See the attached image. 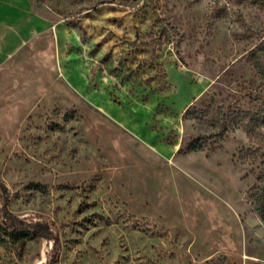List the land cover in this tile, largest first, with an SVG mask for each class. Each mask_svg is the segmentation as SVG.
<instances>
[{"label":"rangeland","instance_id":"1","mask_svg":"<svg viewBox=\"0 0 264 264\" xmlns=\"http://www.w3.org/2000/svg\"><path fill=\"white\" fill-rule=\"evenodd\" d=\"M262 35L264 0H0V264H264V144L229 117L187 150L264 114Z\"/></svg>","mask_w":264,"mask_h":264},{"label":"trees","instance_id":"2","mask_svg":"<svg viewBox=\"0 0 264 264\" xmlns=\"http://www.w3.org/2000/svg\"><path fill=\"white\" fill-rule=\"evenodd\" d=\"M169 35V34H168ZM168 37V36H167ZM167 41L171 42V38H167ZM248 60L251 62L256 72L264 77V35L259 39V42L248 52ZM224 114V113H223ZM239 126H244L248 137L253 139L256 137L260 140V144H264V130H262V124H264V114L261 112H253L251 110H246L239 108L238 110L232 111L230 116H223L222 124L218 132H214L209 136H197L188 145L187 150H198L202 149L204 146V140L209 137L219 136L223 137L226 131L229 129V120ZM239 158L241 159H251L252 162H257L260 158V170L257 174V185L255 186V191L252 194L253 205L255 211L258 213L260 218L264 221V152L261 146L257 148L246 147L242 148L239 152ZM0 189L7 191L6 186L0 182ZM4 210V220L8 224V229L5 230L6 234L13 240H19L24 238H37L46 237L53 238V233L49 228L48 223L41 220L28 221L19 216L15 215L13 212L7 209V205L3 208ZM1 239V235H0ZM53 257H51L52 259ZM54 260H50L47 264H53Z\"/></svg>","mask_w":264,"mask_h":264}]
</instances>
